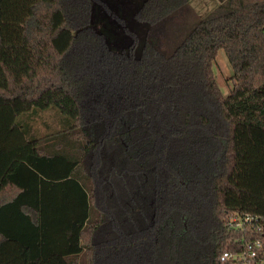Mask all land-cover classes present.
I'll return each mask as SVG.
<instances>
[{
	"label": "trees",
	"instance_id": "16d2710c",
	"mask_svg": "<svg viewBox=\"0 0 264 264\" xmlns=\"http://www.w3.org/2000/svg\"><path fill=\"white\" fill-rule=\"evenodd\" d=\"M133 1L135 52L103 0H0V264H228L230 217L264 218V0L186 30L191 0ZM49 108L68 125L39 135Z\"/></svg>",
	"mask_w": 264,
	"mask_h": 264
},
{
	"label": "rangeland",
	"instance_id": "374dc122",
	"mask_svg": "<svg viewBox=\"0 0 264 264\" xmlns=\"http://www.w3.org/2000/svg\"><path fill=\"white\" fill-rule=\"evenodd\" d=\"M218 1L219 0H191L190 7L193 14L184 15L181 25L184 26L185 30L189 29L193 26L195 20L199 17H203L218 3ZM158 34L160 33L158 32ZM160 38L163 39L166 44L175 45L178 43V18L168 25L166 31L160 35ZM213 69L222 92L227 93L228 87L232 86V69L223 50H218L213 62ZM31 122L39 135L53 133L68 125V122L65 121L62 114L55 108L39 111V115Z\"/></svg>",
	"mask_w": 264,
	"mask_h": 264
},
{
	"label": "built area",
	"instance_id": "2783aa9c",
	"mask_svg": "<svg viewBox=\"0 0 264 264\" xmlns=\"http://www.w3.org/2000/svg\"><path fill=\"white\" fill-rule=\"evenodd\" d=\"M228 226L251 235L250 238L241 236L235 240L236 248L223 251L219 259L228 264H264V240L253 237V233L264 232V218L251 215H233L228 220Z\"/></svg>",
	"mask_w": 264,
	"mask_h": 264
},
{
	"label": "flooded vegetation",
	"instance_id": "af4514ba",
	"mask_svg": "<svg viewBox=\"0 0 264 264\" xmlns=\"http://www.w3.org/2000/svg\"><path fill=\"white\" fill-rule=\"evenodd\" d=\"M106 3L107 7L110 9V13H104V17H110L112 14L120 15L123 20V26L118 25L112 29L114 37L110 42V45H113L116 48H120L121 50L127 49L130 52H135L134 50V41L135 38L142 39L143 35L147 33V30L144 29L143 24L138 22L135 19V13L137 10V5L133 0H103ZM129 13V14H128ZM124 29L128 30L126 34ZM216 164V162H215ZM174 223V222H173ZM177 224L178 223H174ZM173 234L178 235L177 232L171 230Z\"/></svg>",
	"mask_w": 264,
	"mask_h": 264
}]
</instances>
